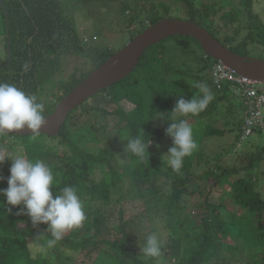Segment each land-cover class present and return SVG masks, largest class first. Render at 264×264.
<instances>
[{
	"label": "trees",
	"instance_id": "1",
	"mask_svg": "<svg viewBox=\"0 0 264 264\" xmlns=\"http://www.w3.org/2000/svg\"><path fill=\"white\" fill-rule=\"evenodd\" d=\"M79 1L86 6L106 4L114 10L116 18L125 24L126 39L119 48L89 45L91 38L81 32L83 25L73 21L66 9L68 0H3L9 16L11 62L7 67L0 64V83L14 84L36 95L45 105V117L126 40L165 18L193 21L241 56H246L248 45L264 47V24L254 10L256 0ZM100 19L95 17L89 22L93 31L100 27L104 30L106 23ZM6 32L0 6L2 63ZM169 38L170 42L162 40L148 47L126 77L71 112L56 136L38 134L33 140L31 135L0 133V153L8 158L22 153L33 160L56 159L57 164L50 165L57 182L52 191L75 186L86 213L82 227L66 233L45 252H37L36 245L51 238L48 232L37 238L47 225L33 226L27 215H16L22 205L9 212L11 206L0 196V264H71L74 254L84 253L89 258L94 250L91 264H155L157 258L140 260V250L134 253L131 247L134 238L145 240L160 225L167 228L162 243L164 257L173 256L176 264H220L244 255L243 248L226 243L229 237L242 240L248 248L246 264H264V248L255 254L256 258L250 254L258 238L264 236V171L260 170L264 146L256 152H235L246 140H241L243 106L231 84L212 79V68L220 62L208 56L191 37ZM77 55L87 59L67 78H61L63 65L69 62L65 61ZM196 82L207 83L214 94L207 108L195 116L171 114L178 99L190 100L200 94L194 87ZM95 102H103L105 107L94 106ZM222 102H226V113L233 118L219 128L212 121ZM109 116L115 117L112 126ZM178 119L191 125L198 147L184 158L182 168L174 171L160 162L156 147L166 136L169 121ZM140 128L151 141L148 158L143 159L124 151L125 140ZM235 129L238 135L234 145L222 150L235 157L234 163H225L219 150L212 155L206 153L208 138L223 137ZM167 138L170 148L172 141ZM123 154H127V162L119 163L118 157ZM10 167V160L0 163V190L7 188ZM98 173L107 174L99 178ZM189 197L191 204L187 205ZM200 197L203 200L197 202ZM225 198L244 210L248 224L219 219ZM129 201H139L140 205L134 211L133 207H125ZM122 202L115 216L108 213L110 204Z\"/></svg>",
	"mask_w": 264,
	"mask_h": 264
},
{
	"label": "clouds",
	"instance_id": "2",
	"mask_svg": "<svg viewBox=\"0 0 264 264\" xmlns=\"http://www.w3.org/2000/svg\"><path fill=\"white\" fill-rule=\"evenodd\" d=\"M27 69L28 65L25 64L24 70ZM194 87L200 94L193 95L190 100L178 99L171 114L195 116L207 108L214 99L211 89L205 82H196ZM44 109V103L38 102L36 95L28 94L14 84L0 83V131L12 132L27 128L35 140L46 124ZM161 118L163 119V116ZM169 122L165 135L171 139L172 146L163 155L162 160L166 158L167 165L174 171H179L184 158L190 156L198 145L187 120ZM125 141L126 153L140 159L145 156L148 158L147 149L151 141L141 128L135 135H129ZM5 160L11 161L10 175L7 178V188L0 190V196L5 197L6 204L11 206L8 211L22 205L16 215H27L33 226L47 225L37 238L45 232L51 235L43 244L36 245L37 252H45L61 241L66 233L82 227L86 213L75 186L66 185L54 193L52 189L57 182L51 166L46 161L29 159L22 153H17L12 158L0 153V163ZM162 243L158 234L153 232L146 237L140 252L146 257L158 258L162 255Z\"/></svg>",
	"mask_w": 264,
	"mask_h": 264
},
{
	"label": "rangeland",
	"instance_id": "3",
	"mask_svg": "<svg viewBox=\"0 0 264 264\" xmlns=\"http://www.w3.org/2000/svg\"><path fill=\"white\" fill-rule=\"evenodd\" d=\"M68 3H69V6H68L69 8L66 7V9L67 10L69 9L70 11L69 15L72 17V20L83 25L84 29L81 30V32L84 33L85 38L87 39L91 38L89 45H92V46L104 45L105 48H115V47L119 48L122 45L121 43L126 39L125 33L123 32V29H125V24H122L119 21V19L116 18L115 16L116 13L114 12L113 9L110 8L109 5L89 3V5L86 6L82 4L80 1L78 2V0H68ZM254 10L258 13V16L260 15L261 21L264 24V0H256L255 5H254ZM95 17L103 18L102 20L101 19L100 20L101 22L103 21L104 23H106L104 30L102 27H100V29H98L99 31H93L92 29L93 26L89 22L92 21ZM169 39L170 38L168 37V39H164V40L169 41ZM125 42L124 43L126 45L129 41L126 40ZM247 47H248L246 49L247 51L244 55L252 57V58L264 59V47L261 48L256 44L250 45V46L248 45ZM86 59H87V56L85 55L83 56L77 55V56H72L71 58H68L65 62H68V61L69 62L64 63L63 65V69H64L63 73L61 75L59 74L58 75L61 78H67L69 74L71 73V71H73V68L74 67L78 68L79 66H82L81 63L85 61ZM177 62L180 63L182 61L178 59ZM90 66L91 65L88 66V69L90 68ZM237 100H238L237 97L233 99L234 102H236ZM96 105L101 106L103 108L105 107V104L103 102H100L98 104L95 102L94 106ZM225 106H227L226 102H222L218 104L216 108L217 110L214 113L212 125L221 128L223 127L222 124L224 122L226 121L231 122V119L233 117L231 113H226ZM234 111H236V108ZM237 113H238L237 115L240 116L241 109L237 110ZM108 118H109L108 120L109 124L110 126H112L115 123V117L109 116ZM230 127H234V126H230ZM237 135H238V130L235 129L233 131L226 132V134L223 137L208 138L205 144L206 153L209 155H212L213 152H217L219 150L224 154L223 159L225 163H229V164L234 163L235 157L229 155L228 152L222 151V150L223 149L227 150L231 148V146L234 145L233 143ZM167 139L168 138L165 136L163 139H161V142L156 147V152L158 153L160 162L166 165H167L166 158L162 160V157L164 154L168 152V149H169V145H167L168 143ZM261 146H264V133H254L253 135L248 137L246 140H244L243 144H239L238 145L239 148H236L235 152L237 153H241L245 151L256 152L260 150ZM263 157H264V154H263ZM118 160H119V163L127 162V154L125 155L123 154L121 158L118 157ZM46 162L49 165L57 164L56 159H48ZM260 165H261L260 170L264 171V159ZM105 174L107 173H98L97 176L101 178ZM261 193L264 195V184L262 185ZM202 200H203V197H200L198 198L197 202L198 201L200 202ZM186 201H188L187 205L191 204L190 197ZM124 203L125 202H122V204H110L107 207L108 213L111 214L112 216H115L117 211L120 208H122V205ZM223 204L225 206L224 208L221 209L220 217H219L221 221L226 222V223H229V222L230 223L240 222L243 224L249 223L245 219L246 217L243 216L244 210L239 207L234 206L231 200H229L228 198H225L223 200ZM139 205H140L139 201H132V202L129 201V203L125 205V207L127 206L129 208L133 207V210L135 211L134 208L138 207ZM188 210L189 208H187V211ZM154 215L155 214H153V216ZM153 232L157 233L163 242L166 240L165 236L167 233V228L164 225H160L159 229ZM144 241H145L144 239L139 238V237L134 238L131 250L134 251V253H137L140 250L139 246H143ZM226 243L231 246H239L240 248H243L244 249L243 253L245 256L242 254L240 256H236L235 258H230L227 261H222V262L220 261L219 263L220 264H246V258H247L246 252L248 251V248L243 245L242 240L238 238L229 237V238H226ZM261 248H264V236L259 237L256 244L252 246V251L250 252L251 256L253 258L254 257L256 258L257 256H255V254L258 253V251H260ZM95 256H96V250L92 251L91 256L89 258L85 257L84 253H81L78 255L74 254V257H73L74 262L71 264H80L81 261L82 262L84 261L85 262L84 264H91L92 263L91 261ZM137 257L140 260H143L146 258V256L142 252L138 253ZM175 260L177 259H174L173 256H168L167 258H165L164 252L162 251V255L155 260V264H176ZM211 262H213V260Z\"/></svg>",
	"mask_w": 264,
	"mask_h": 264
},
{
	"label": "water",
	"instance_id": "4",
	"mask_svg": "<svg viewBox=\"0 0 264 264\" xmlns=\"http://www.w3.org/2000/svg\"><path fill=\"white\" fill-rule=\"evenodd\" d=\"M0 6L5 17L7 30L5 62L2 63L0 59V64L3 67H7L11 62L9 16L3 0H0ZM176 35L195 39L208 56L222 63L235 74L259 82L264 86V59L241 56L234 53L193 21L165 18L150 25L136 35L63 97L54 111L45 117L46 124L39 134H45L50 137L56 136L71 112L101 90L126 77L138 65L142 54L148 47ZM0 133L14 136H28L31 134L27 128L12 132L0 131Z\"/></svg>",
	"mask_w": 264,
	"mask_h": 264
},
{
	"label": "built area",
	"instance_id": "5",
	"mask_svg": "<svg viewBox=\"0 0 264 264\" xmlns=\"http://www.w3.org/2000/svg\"><path fill=\"white\" fill-rule=\"evenodd\" d=\"M215 83H229L240 98L243 109L241 140L247 139L253 131L264 132V86L244 76L235 75L222 63L216 64L211 71Z\"/></svg>",
	"mask_w": 264,
	"mask_h": 264
}]
</instances>
